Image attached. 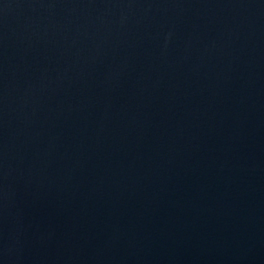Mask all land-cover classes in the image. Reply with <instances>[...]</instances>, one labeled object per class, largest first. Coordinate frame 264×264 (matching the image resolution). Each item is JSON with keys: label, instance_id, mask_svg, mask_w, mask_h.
<instances>
[{"label": "water", "instance_id": "water-1", "mask_svg": "<svg viewBox=\"0 0 264 264\" xmlns=\"http://www.w3.org/2000/svg\"><path fill=\"white\" fill-rule=\"evenodd\" d=\"M0 264H264V0H0Z\"/></svg>", "mask_w": 264, "mask_h": 264}]
</instances>
